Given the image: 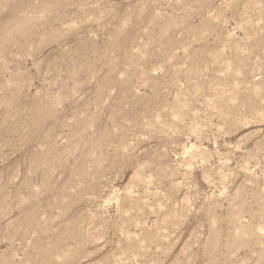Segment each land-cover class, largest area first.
I'll use <instances>...</instances> for the list:
<instances>
[{
    "label": "rangeland",
    "instance_id": "1",
    "mask_svg": "<svg viewBox=\"0 0 264 264\" xmlns=\"http://www.w3.org/2000/svg\"><path fill=\"white\" fill-rule=\"evenodd\" d=\"M0 264H264V0H0Z\"/></svg>",
    "mask_w": 264,
    "mask_h": 264
}]
</instances>
